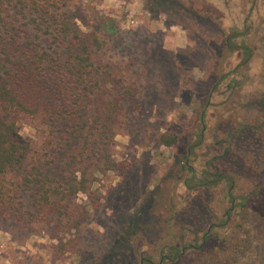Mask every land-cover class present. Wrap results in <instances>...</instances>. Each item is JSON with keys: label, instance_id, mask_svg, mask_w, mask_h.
<instances>
[{"label": "rangeland", "instance_id": "rangeland-1", "mask_svg": "<svg viewBox=\"0 0 264 264\" xmlns=\"http://www.w3.org/2000/svg\"><path fill=\"white\" fill-rule=\"evenodd\" d=\"M3 2L10 13L0 43L29 42L50 62L89 54L117 116L110 161L72 195L77 225L43 221L32 190L0 174V264H140L144 256L158 264L176 247L186 250L164 264L225 260L233 227L264 219V0ZM233 28L247 49L227 47ZM20 125L34 148L60 160L39 118L24 116ZM166 131L177 137L173 146L158 140ZM187 161L198 175L230 174L235 200L226 181L188 187Z\"/></svg>", "mask_w": 264, "mask_h": 264}, {"label": "trees", "instance_id": "trees-1", "mask_svg": "<svg viewBox=\"0 0 264 264\" xmlns=\"http://www.w3.org/2000/svg\"><path fill=\"white\" fill-rule=\"evenodd\" d=\"M8 6L0 0V27L8 26ZM59 21L66 35L71 29L69 21L66 17ZM240 36L242 33L237 28L227 34L225 43L231 51L247 49L244 43L234 42ZM0 39H3L1 32ZM2 45L0 43V174L11 173L21 179V185L32 190L35 215L43 221H56L60 226L68 217V226L77 225L81 218L70 220L76 218L72 195L89 188V176L97 172L98 163L110 161L117 106H112L111 97L99 90L102 77H97L96 70L89 68L94 67L89 54L73 62H50L47 51L29 42L20 47L14 39L12 45ZM246 52L251 54L250 49ZM94 87L97 92L92 90ZM24 116L39 118L56 137L58 147L54 157L60 160H50V152L34 148L32 140L22 134L20 122ZM158 140L170 147L176 144L177 137L166 131L159 134ZM185 168L188 187H213L226 181L231 183L227 195L235 200L232 190L235 180L227 172L205 169L198 175L188 161ZM78 172L82 174L81 180ZM66 184L69 189L60 191L58 186ZM243 200L245 202L246 198ZM235 205L234 202L226 212L229 218ZM237 226L243 228V224ZM237 226L232 229L227 257L220 264H264V219L256 226L249 224V230H239ZM205 235L210 237L209 233ZM173 250L169 260L181 255V249ZM144 262L151 264L148 260Z\"/></svg>", "mask_w": 264, "mask_h": 264}, {"label": "flooded vegetation", "instance_id": "flooded-vegetation-1", "mask_svg": "<svg viewBox=\"0 0 264 264\" xmlns=\"http://www.w3.org/2000/svg\"><path fill=\"white\" fill-rule=\"evenodd\" d=\"M214 225H215V224H211V225H210V228L205 232V234H206V233H209V235H211V231L213 230ZM205 234H204V240H206V239L208 238L207 235H205ZM172 251H174L173 248H172ZM180 251H181V254H183V253L185 252V248L182 247ZM165 258H166L165 256H162V260H161V262L158 263V264H164V261H165L164 259H165ZM170 258H171V255L168 256V259H170ZM144 260H148L151 264H156V263H154V262L152 261V259H150V258L147 257V256H144V258L142 257L140 264H145ZM171 260H172V259H171Z\"/></svg>", "mask_w": 264, "mask_h": 264}]
</instances>
